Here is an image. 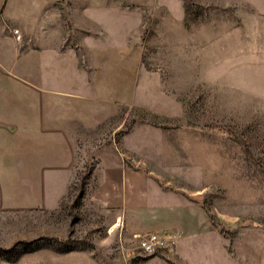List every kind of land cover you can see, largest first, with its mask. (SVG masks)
<instances>
[{"label":"rangeland","instance_id":"obj_1","mask_svg":"<svg viewBox=\"0 0 264 264\" xmlns=\"http://www.w3.org/2000/svg\"><path fill=\"white\" fill-rule=\"evenodd\" d=\"M34 108H84L93 144L46 201L0 176V264H264V0H0V144ZM98 154L199 204L202 230L153 254L111 231Z\"/></svg>","mask_w":264,"mask_h":264},{"label":"crops","instance_id":"obj_2","mask_svg":"<svg viewBox=\"0 0 264 264\" xmlns=\"http://www.w3.org/2000/svg\"><path fill=\"white\" fill-rule=\"evenodd\" d=\"M34 109L36 119L17 121L14 128L4 127V136L6 129V136L12 135L15 140L0 144V176H13L20 201L29 204L38 194L47 200V194L53 192L54 178H60V193L64 192V186L86 167V156H78L79 146L92 145L86 137H94L92 128L88 126L86 132L85 126H78L85 124L81 115L84 108ZM4 123L0 121V126ZM95 159L92 176L98 184L93 190L98 199L115 210L111 231L134 236L180 230L188 234L180 240L184 241L191 240L192 234L206 224L200 205H192L182 192L161 186L146 171L122 163L115 154H98ZM26 193L28 198L21 196Z\"/></svg>","mask_w":264,"mask_h":264},{"label":"built area","instance_id":"obj_3","mask_svg":"<svg viewBox=\"0 0 264 264\" xmlns=\"http://www.w3.org/2000/svg\"><path fill=\"white\" fill-rule=\"evenodd\" d=\"M138 238L139 248L146 254H153L161 249L174 248L177 244L179 232H173L172 234H163L158 231H150L145 234H135Z\"/></svg>","mask_w":264,"mask_h":264}]
</instances>
